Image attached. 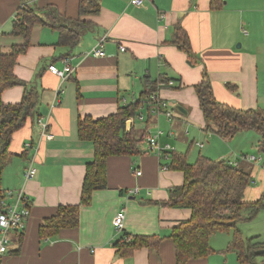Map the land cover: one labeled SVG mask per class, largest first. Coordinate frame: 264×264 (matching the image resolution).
Instances as JSON below:
<instances>
[{"label": "crops", "instance_id": "obj_1", "mask_svg": "<svg viewBox=\"0 0 264 264\" xmlns=\"http://www.w3.org/2000/svg\"><path fill=\"white\" fill-rule=\"evenodd\" d=\"M87 1L91 9L80 16V0H0V56L25 43L22 36L12 33L22 5L52 6L68 19L90 23L71 48L59 43L56 28L35 25L27 51L17 57L14 66V75L26 85H14L1 93L3 103L17 104L26 91L34 89L39 115L53 136H43L38 122L28 118L13 134L5 157L0 147V187L24 189L31 207L26 228L12 234L11 252L2 257L1 264H177L171 235L193 213L188 208L163 205L170 190L185 181L184 173L170 166L172 153L150 152L148 142L143 141L140 155L110 156L107 186L94 190L90 204L83 205V185L95 152L91 142L80 139L79 122L87 116L101 119L113 115L151 93L155 85L153 92L172 108V120L151 114L150 105L143 100L126 125L132 119L130 128L135 127L138 133L161 130L160 145L172 147L171 138L179 135L188 141L185 136L190 131L206 138L200 141L201 149L198 141L193 142L203 150L214 135L205 131L195 89L205 73L218 101L239 110L264 111V0H141L140 5L131 4V0ZM178 24L188 34L195 64L171 42ZM102 38L105 56L88 55ZM66 59L74 70L63 80L49 66L63 69ZM239 134L246 137H237ZM249 134L240 132L233 141L218 136L230 150L216 160L236 161L243 155L236 151L239 142L254 145V135ZM30 143L32 147H28ZM31 162L37 172L27 181L25 171ZM240 164L250 169L251 184L259 178L264 187L255 168L262 169L254 165L261 164ZM134 188H139L136 195L130 192ZM251 190L250 185L247 201L256 200L248 197ZM72 206L80 210L78 226L42 233L43 226L62 208ZM122 210L124 229L119 232L114 221ZM125 234L132 240L153 237L155 242L133 249L128 245L132 240L122 243ZM214 235L210 239L214 251L189 264H240L236 251L228 250L232 239ZM257 262L264 263V258Z\"/></svg>", "mask_w": 264, "mask_h": 264}, {"label": "trees", "instance_id": "obj_2", "mask_svg": "<svg viewBox=\"0 0 264 264\" xmlns=\"http://www.w3.org/2000/svg\"><path fill=\"white\" fill-rule=\"evenodd\" d=\"M24 3L27 0H22ZM80 0V16L89 13ZM214 0H212L213 2ZM98 12V9L94 13ZM51 26L59 32V43L73 47L79 38L89 29L88 22L71 20L58 12L55 7L40 9L33 5H22L17 13L12 33L22 36L25 43L13 48L10 54L0 56V147L1 156L8 153L13 134L22 128L28 118L38 122V94L34 89L26 91L23 100L17 104H5L1 100L4 89L14 85H26L14 75L17 57L29 47L30 35L35 25ZM171 41L188 54L192 64L196 59L192 53L186 30L178 24ZM2 34V33H1ZM0 34V35H1ZM204 80L195 86L200 107L204 115L205 131L223 139L231 140L240 132L252 130L260 135L258 142L260 155L264 156V111L239 110L216 99L213 85L205 73ZM168 85L169 81L165 82ZM144 94L136 103L121 107L115 114L101 119L87 116L79 122V137L89 141L94 147V160L88 165L82 190V204L88 205L96 189L107 186L106 164L113 155L137 156L141 154L139 145L148 142L147 130L137 132L135 127L128 129L127 119L135 115L137 108L155 93ZM144 100V101H143ZM143 101V102H142ZM171 167L182 171L185 181L170 190V197L163 205L192 210L191 219L182 222L173 229L172 239L176 249L177 264H189L192 259L208 256L214 250L210 245L211 237L218 231L234 230L228 250H235L240 264H259L257 251L264 249L259 238L244 239L237 228L242 221H252L264 209V195L255 201L246 200V190L251 184V171L244 165L233 166L225 160H213L200 156L195 162L188 160L187 154L171 152ZM264 165V163H262ZM79 207H64L57 216L43 226L42 233L57 232L61 228L78 226ZM128 235V234H125ZM124 235V236H125ZM122 243L124 241L123 237ZM132 240V237L130 241ZM153 241V242H151ZM153 237H141L131 241L132 248L148 246L154 243ZM11 250L7 254H9ZM264 256V255H263ZM264 264V263H261Z\"/></svg>", "mask_w": 264, "mask_h": 264}, {"label": "built area", "instance_id": "obj_3", "mask_svg": "<svg viewBox=\"0 0 264 264\" xmlns=\"http://www.w3.org/2000/svg\"><path fill=\"white\" fill-rule=\"evenodd\" d=\"M141 0H131V4L140 5ZM1 34V32H0ZM105 38L100 39L99 43L88 52V55H94L97 57L105 56V51L103 49V42ZM49 70L60 76L63 80L73 72L74 68L71 66L69 59L64 61L63 69H59L55 65H50ZM170 85H173L172 81H169ZM150 111L151 114L155 116L165 115L169 120L173 118V111L168 101L164 100L158 93H154L150 99ZM143 119V117H140ZM133 120L130 119L127 128L130 129ZM43 136L52 139L53 136L48 132V123L41 117L38 120ZM163 135V131L157 130L155 133H150L148 138V151L157 153L161 155L162 153H171L176 151L170 144L160 145L159 139ZM169 135H173V132H169ZM198 147L203 148V143L199 142ZM32 147V144H28V147ZM227 161V160H226ZM233 166H238L240 162H250L259 163L264 162V156L259 155H242L238 157L236 161H227ZM164 169H168V166H164ZM36 168L33 162L27 167L25 171V180H31L36 175ZM138 175L142 172L138 171ZM134 195L138 194L139 188H134L130 190ZM31 215V207L29 204V197L24 189L20 190H4L0 187V264L1 259L5 256L9 250L12 243V234L18 231H22L26 228L27 221ZM125 213L122 210L119 212L115 218L114 226L117 231H122L124 229ZM131 237L129 235L124 236V241H130Z\"/></svg>", "mask_w": 264, "mask_h": 264}, {"label": "rangeland", "instance_id": "obj_4", "mask_svg": "<svg viewBox=\"0 0 264 264\" xmlns=\"http://www.w3.org/2000/svg\"><path fill=\"white\" fill-rule=\"evenodd\" d=\"M90 2L85 0L84 5L87 9H91ZM193 130V127L191 128ZM167 133V130H164ZM244 133H251L249 135H254V145H252L251 142L246 143H238L239 149L236 151L239 152V154H247L248 155H255L259 156L261 152L259 151L258 142L260 135L257 132H247L244 131ZM245 134H239L237 137H246ZM188 141H183L179 138V135H175V137L170 139L171 144L174 146L173 148L176 149L178 153L182 154H188V158L190 162H195L200 156H204L207 158H211L213 160H216V158L224 156L223 154L227 151V149L230 150V146L227 142L220 139L217 135H212L211 138H209V142H206V146L203 150L197 149L195 145H193V142H200L202 140H205L206 138L204 136H198L194 134L193 132L189 131V134L185 136ZM235 138V137H234ZM231 141H233V139ZM239 139V138H238ZM237 140H234L233 145L236 144ZM232 151V150H231ZM250 164V162H248ZM258 167H260L262 170H258L255 168L256 172L260 175V178L264 179V166L254 164ZM245 166V165H244ZM254 180L258 181L257 183L250 184L251 190L248 195V197L251 200H257V198L260 197L261 192L263 191L264 187H262V181L259 180V178H254ZM264 184V180H263ZM259 194V195H257ZM264 195V192L262 193ZM254 197V198H252ZM238 230L240 231L242 237L246 239L251 238H259V241H264V209L259 212V214L252 220V221H242L237 225ZM233 233L234 230L230 229L228 231H218L214 235V237H227L229 236L231 239H233ZM219 241H222V239H218ZM257 260L263 259V255H258Z\"/></svg>", "mask_w": 264, "mask_h": 264}, {"label": "water", "instance_id": "obj_5", "mask_svg": "<svg viewBox=\"0 0 264 264\" xmlns=\"http://www.w3.org/2000/svg\"><path fill=\"white\" fill-rule=\"evenodd\" d=\"M178 109H179L180 111L186 113V110H185L183 107L179 106ZM257 254H258V255H264V249L258 250V251H257Z\"/></svg>", "mask_w": 264, "mask_h": 264}]
</instances>
